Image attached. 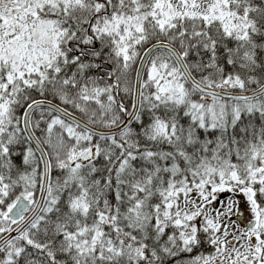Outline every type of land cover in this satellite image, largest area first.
<instances>
[{"label":"snow or ice","instance_id":"obj_1","mask_svg":"<svg viewBox=\"0 0 264 264\" xmlns=\"http://www.w3.org/2000/svg\"><path fill=\"white\" fill-rule=\"evenodd\" d=\"M0 264H264V0H0Z\"/></svg>","mask_w":264,"mask_h":264},{"label":"trees","instance_id":"obj_2","mask_svg":"<svg viewBox=\"0 0 264 264\" xmlns=\"http://www.w3.org/2000/svg\"><path fill=\"white\" fill-rule=\"evenodd\" d=\"M132 77H133V80H134V77H135V74L133 72L132 74ZM238 91V90H237ZM33 99H44L45 101L49 100V99H52V102L53 103H56V104H59V101L56 100V99H53L51 97V95H48L46 97H40L38 94L34 95L32 97ZM23 109L20 108V112L22 113ZM35 115H38V113H34ZM57 171L56 169H53V172H52V175L53 177H55V175L57 174ZM20 189H16V191L18 192ZM37 196H39V188L37 187V190H36V193H35ZM220 195V198L223 199L224 201H228L229 199H232L234 204L236 205L237 207V212L239 214H241L242 216V219L244 222H246V220L248 218H250V209L248 208L247 206V200H246V197L244 196L243 193L239 192L238 190L236 192H230V191H225V192H222L219 194ZM214 204L219 207V202H214ZM41 240H43V234L41 233L40 234V237H39ZM188 254L187 253H181L180 256H187ZM180 257H175L173 259H179Z\"/></svg>","mask_w":264,"mask_h":264},{"label":"rangeland","instance_id":"obj_3","mask_svg":"<svg viewBox=\"0 0 264 264\" xmlns=\"http://www.w3.org/2000/svg\"><path fill=\"white\" fill-rule=\"evenodd\" d=\"M228 201H225V203H227ZM237 207L236 205L233 203V207H232V215H231V219L235 220L237 224H241V226H243V224L245 223L242 219V216L239 215V213L237 212ZM226 220L228 219L227 217L225 218ZM233 228L236 227L235 224L232 225Z\"/></svg>","mask_w":264,"mask_h":264},{"label":"water","instance_id":"obj_4","mask_svg":"<svg viewBox=\"0 0 264 264\" xmlns=\"http://www.w3.org/2000/svg\"><path fill=\"white\" fill-rule=\"evenodd\" d=\"M40 195V194H39Z\"/></svg>","mask_w":264,"mask_h":264}]
</instances>
